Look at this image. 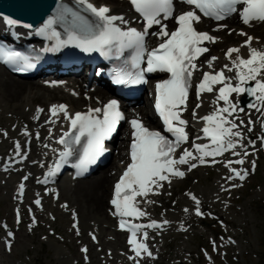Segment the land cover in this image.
<instances>
[{"label":"snow or ice","instance_id":"obj_1","mask_svg":"<svg viewBox=\"0 0 264 264\" xmlns=\"http://www.w3.org/2000/svg\"><path fill=\"white\" fill-rule=\"evenodd\" d=\"M78 2L86 6L87 10L97 19L90 21L78 12L63 9L57 17H50L37 31L41 35L50 34L55 37L58 46L76 44L84 51L106 53L113 49H116L117 52L134 49L132 67L138 71L134 74L118 75L116 79L118 84L141 83L144 81L145 71L149 73L160 71L170 74V78L156 85L155 107L163 119L167 132L172 134L174 140H170L160 131L145 127L140 119H132L130 123L134 129L135 139L131 145V163L127 165L119 182L115 185L114 198L111 201L115 206L116 214L122 217L120 220L121 229L130 232L128 243L136 257H139L142 252L151 256L152 253L149 251L147 243L144 242L148 238V232L142 231V229L159 228L162 225L155 220L145 225L123 219V217L136 219L148 215L138 206L137 197H146L149 192L153 191V186L161 187L160 182L169 180L170 176H183L184 172L177 165H186L195 159H199V162L203 164L205 163L204 157H215L237 147L240 141H234L233 137H240L241 132L234 131L238 125L228 119L236 109V105L230 98L233 93L249 92L264 106V50L253 47L254 38L249 36L244 45L248 49L247 58L240 54V48H229L226 56L231 61V66L225 64L219 71L204 72L198 85L199 93L213 92L216 85H221L218 88L217 100L224 101L225 106L218 108L213 114L203 117L207 121V125L202 131L205 137L210 138L214 147L202 143L195 144L194 147L202 153L201 156L194 157L193 152L185 149L183 155H180L178 159L174 158L176 148L189 139L185 129L187 121L182 118L181 113L186 107L193 74L198 70L197 61L201 55L209 51L207 47L203 46V43L216 40V37L207 32L197 31L195 25L201 22V15H197L196 10H199V13L204 17H210L217 21L224 20L233 13H238L243 23L249 24L252 21H264V0H180L182 3L193 6V9L184 11L175 17L173 16L174 0H131L135 10L142 15L146 22L143 31L134 27L122 28L120 25L127 24L128 21L122 15L110 14L111 9L108 6L97 7L89 0H78ZM238 5L243 6L242 10L238 9ZM69 12L73 17L72 26L68 30L67 39L61 40L60 33L55 31L53 25L64 20L65 14ZM171 18L175 19L178 26L169 33L167 24L162 23V20ZM4 19L8 25L19 23L9 17H4ZM117 21L120 24H117ZM153 25L160 26V31L152 34L161 37L163 42L149 51L145 46V37L148 35V29ZM25 26L31 27V25ZM222 27H226V25H218V29ZM240 34L247 35L246 33ZM234 53L235 57H233ZM145 54L147 66L141 68L140 65L145 62ZM217 59L212 56L206 63L211 68ZM0 60L12 65L22 64L23 67L15 69L17 71L32 67L29 57L2 46H0ZM226 71H234L235 75L228 76ZM233 80L238 82L233 84ZM249 81H254L255 87L243 86ZM51 113L54 117L58 116V113H63L65 119L70 121V128L58 140V143L64 148L60 152V159L55 167L49 170L48 176H54L63 164L68 163L70 157L77 155L78 160L74 166L79 170L78 174L86 172L88 167L96 163L105 151L104 141L116 132L120 121L124 119L115 99L108 101L102 109H89L88 112H76L74 115H69L66 105H53ZM100 113H102V117L98 115ZM77 145L80 148H77ZM17 148H19V144H17ZM236 163H243V160H237ZM196 166V163H191V168ZM228 166H231V162ZM231 171L241 180L247 175V172L241 174L235 168H232ZM23 187L21 184V191H23ZM192 199L196 200V197L192 196ZM36 203L39 204L40 201L37 200ZM196 203L199 204V201L196 200ZM196 212L198 215L202 214L198 207ZM164 223L167 224L168 221H164ZM141 231L142 237L138 239V233ZM8 235L12 236L13 234L9 232ZM83 251L86 252L87 249L85 248Z\"/></svg>","mask_w":264,"mask_h":264},{"label":"rangeland","instance_id":"obj_2","mask_svg":"<svg viewBox=\"0 0 264 264\" xmlns=\"http://www.w3.org/2000/svg\"><path fill=\"white\" fill-rule=\"evenodd\" d=\"M236 41L233 40L232 42L235 43ZM8 77L13 78V76ZM13 79L17 80V78ZM35 102L42 103L43 101L35 100ZM2 109L3 107L0 108V111ZM5 110L2 113L3 117L10 114L9 111L6 112ZM120 134L117 139H120ZM209 171L199 170L192 175V177L194 176L198 180L197 183L190 180L187 184L178 183V187L181 188L187 185L193 187L199 184H204L205 186L211 185L214 183L216 176L213 171ZM15 179L11 180L10 187L8 184L0 185V218L12 219L11 206L6 205L2 198L8 197L14 191ZM108 188L103 198V205L105 207ZM210 188H208V191L211 190ZM231 200L233 202L231 207L225 210L224 208H219L218 213L219 217L228 224L226 226V233L234 237L237 245L231 247L228 256L223 261L218 259L217 262L218 264H259L257 255L262 249L260 246L261 237L262 239L264 238V157L260 159L257 173L242 189L232 193ZM47 212L48 210L44 212L46 219L41 220L32 232L26 231V228L18 231L17 238L13 242L9 253L5 252L0 245V264H105V262H100L99 253L96 256L98 260L95 262H93V258L89 263L83 262L79 253L82 241L80 237L69 231V218L65 221L63 227L60 225V222L57 223L56 221L53 225L48 226L47 223L51 224V221ZM205 224L207 226L202 229L203 233L196 232L201 231L199 226H197L196 231L193 228L192 232H188L185 235L181 234L179 249L181 250L184 247L185 250L193 252V257L200 258L198 247L207 245V237L215 235L212 229V225L215 222L206 219ZM52 226H55V228ZM88 226L89 224L86 225V228ZM52 229H54V232L49 234V231H52ZM218 232H220V229ZM2 234V230H0V236ZM167 241L169 242L170 251L177 250L178 247L173 245L171 237L167 238ZM100 253H103V250Z\"/></svg>","mask_w":264,"mask_h":264},{"label":"bare ground","instance_id":"obj_3","mask_svg":"<svg viewBox=\"0 0 264 264\" xmlns=\"http://www.w3.org/2000/svg\"><path fill=\"white\" fill-rule=\"evenodd\" d=\"M104 1V0H101ZM110 3H113L114 0H108ZM117 7H113V11L116 10ZM123 11L122 8H119L118 12ZM257 29H264V26H261ZM75 83H70V86ZM59 94H62L68 102L71 104V107L76 106V103L81 99H76L73 96H70L67 92L63 93L62 87L57 88H48L43 85H39L31 80H14L12 77L9 78L6 76L5 70L0 66V108L3 107V110L9 111L11 113L10 116L3 117V110L0 111V123L3 126V129L6 128L8 132L12 122H16V126L11 130V135L17 132L21 125H33L35 122L32 120L30 116V112L34 110L36 107L33 103L36 101H43L47 106L50 101L59 99ZM27 107V105H29ZM41 106V105H40ZM141 110L145 113L146 117L149 118L148 113L145 111L144 107H140ZM8 109V110H7ZM203 111L202 109L200 110ZM58 124H53L55 129L58 128ZM22 128V127H21ZM0 151L4 149H9L10 140L9 137H1L0 135ZM14 139V138H13ZM53 142L52 137L47 136L45 139H42L41 145L34 144L35 153L37 156L36 161L32 164V170H37L38 165H40L41 161H44L45 157H47V150L51 148V143ZM31 160V159H30ZM15 176V175H14ZM11 175V179H12ZM111 175L109 174V168H105L100 170L96 176H90L86 179L76 181L73 186H70V181L64 179L63 181L58 183V187L60 188L61 196L63 199L68 200L70 203V207L73 208L79 215L80 225L82 226L83 233L82 237L86 240V236L84 234V227H86L88 222L94 221L99 228L100 238L103 240L104 233L106 232L108 227H102L101 222H107L111 224V218L105 210V206L103 205V198L105 196L106 190L108 188V184L110 182ZM31 181L27 183V187L29 190H33V185ZM8 186H11L10 181L8 182ZM29 190L27 194H29ZM217 189H213L216 191ZM6 193H8L6 191ZM11 194V193H10ZM8 195V194H7ZM6 205L10 206V195L6 198H2ZM20 199H18L19 201ZM20 203V202H18ZM17 203V204H18ZM107 207V206H106ZM155 208L153 205L148 206V210L151 211ZM57 211L59 209L55 208ZM61 212V211H60ZM166 216V215H165ZM178 219V216H176ZM66 215L60 214V225L63 227V224L66 221ZM166 218V217H164ZM71 221V220H70ZM114 231V230H113ZM115 232V231H114ZM121 235L118 232L114 233L115 240L112 242L113 244H118L121 240ZM95 256V254H93ZM93 256V262L96 261Z\"/></svg>","mask_w":264,"mask_h":264},{"label":"water","instance_id":"obj_4","mask_svg":"<svg viewBox=\"0 0 264 264\" xmlns=\"http://www.w3.org/2000/svg\"><path fill=\"white\" fill-rule=\"evenodd\" d=\"M0 2L14 6L28 15V18L40 19L52 5V0H0Z\"/></svg>","mask_w":264,"mask_h":264}]
</instances>
